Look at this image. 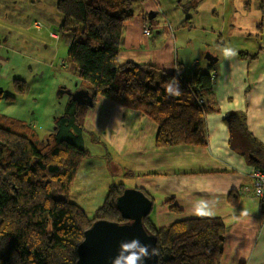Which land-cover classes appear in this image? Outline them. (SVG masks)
I'll return each mask as SVG.
<instances>
[{"label": "crops", "instance_id": "0c3cea01", "mask_svg": "<svg viewBox=\"0 0 264 264\" xmlns=\"http://www.w3.org/2000/svg\"><path fill=\"white\" fill-rule=\"evenodd\" d=\"M57 1L0 0V88L16 78L34 86L42 74L56 79L58 73L51 70H68L66 57H58L68 49L72 35L57 30L63 22ZM248 1L240 0L243 11L234 22L226 23L227 0H146L142 4L135 0L136 18L125 23L119 62L149 64L164 72L179 69V73L190 76L199 70L201 55L193 47L186 48L185 33L177 36L178 30L187 27L219 37L229 24L233 28L227 32L228 38L253 36L255 42L222 45L215 55L209 54L211 59L200 69L212 75L213 104L217 108L205 115L206 145L158 147V125L151 117L97 96L82 118L86 131L83 145L89 154L80 162L72 181L71 200L84 210L79 199L95 196L112 184L140 189L152 200L150 219L155 225L189 217H221L226 226L221 264H264V208L248 176L254 165L230 146V132L224 122L228 111L244 112L247 130L264 146V9L258 3L259 10L251 14ZM146 24L151 25L148 34L143 32ZM202 45L200 52L208 49L207 42ZM240 51L256 57L241 58ZM52 116L43 128L52 129ZM86 142L99 146L95 149L97 160L91 159L92 145ZM95 161L99 162L98 172L94 171L98 168ZM85 165L90 168L84 170V188L75 185L72 193L79 168ZM101 168L108 179L96 177ZM204 204L210 214H200Z\"/></svg>", "mask_w": 264, "mask_h": 264}, {"label": "trees", "instance_id": "16d2710c", "mask_svg": "<svg viewBox=\"0 0 264 264\" xmlns=\"http://www.w3.org/2000/svg\"><path fill=\"white\" fill-rule=\"evenodd\" d=\"M133 1H57L63 16L57 30L72 35L66 59L77 77L76 89H86L92 105L79 104L68 95L44 139L24 123L0 124V264H76L77 247L94 220L125 221L115 205L124 189L120 183L109 186L91 217L70 198L80 162L89 154L83 145L82 118L97 96L151 117L158 125V147L207 144L205 115L217 110L208 71L184 76L149 64L119 62ZM259 8L264 9V0H259ZM238 56L252 59L256 54L240 51ZM172 77L179 80L180 96L165 92ZM26 86L24 80L14 79L16 93ZM1 98L10 101L15 96L0 88ZM224 122L230 146L264 170V146L247 130L244 112L228 111ZM143 221L156 235L157 264H221L226 234L221 217H189L157 226L149 214Z\"/></svg>", "mask_w": 264, "mask_h": 264}, {"label": "rangeland", "instance_id": "374dc122", "mask_svg": "<svg viewBox=\"0 0 264 264\" xmlns=\"http://www.w3.org/2000/svg\"><path fill=\"white\" fill-rule=\"evenodd\" d=\"M249 9H253L251 14L257 13L255 9L259 3V0H249ZM141 3V2H139ZM142 4V3H141ZM219 4V3H218ZM135 0L133 1V11L135 9ZM248 9V10H249ZM243 11L242 4L240 0H227V8L225 12V22L235 21L238 19V13ZM250 14V13H249ZM249 14H247L249 16ZM134 16V17H133ZM132 17L133 19L136 18V14ZM240 20L242 19L239 18ZM233 27H230L228 24L225 27V33L219 37H213L211 34H205L203 31L197 30L195 28H185V30H178L177 36H180L181 33H185L186 36V43L187 49H191L192 47L194 50L196 49L197 52L200 53V61L197 68L203 69L205 64L207 63V55H215L218 48L222 45L229 46L234 45L241 42H246L248 44L254 43V37L251 36L249 39L239 35V40H236L235 37L233 39L228 38L227 32L231 30ZM219 40L221 43H218ZM202 42H207L208 49L205 51L200 52L203 48ZM205 47V45H204ZM182 52L180 53V55ZM187 55V54H186ZM67 57V48L62 52L59 53L58 59L60 57ZM57 72L58 76L56 79L52 75H48V73L42 74L40 73L37 77H39L35 81L34 86H30L29 81H25L27 85L25 89L21 93H16L14 87V81H12L8 86L5 88L1 87L4 90V94H11L14 95L15 98L11 101L6 100V98L0 99V113L5 116V118L0 119V124H11L10 121L16 123V127H19L20 123L26 124L29 131H33L39 139H43L44 136H47V133H50L53 129H45L43 128L49 119V116H54L58 114L61 110L63 111V107L67 102L68 95L72 94L76 90V82L77 77L73 72L70 71L68 68L67 71L63 72L61 70L54 71ZM62 72V73H61ZM11 76V75H9ZM14 77H10L12 79ZM60 83V84H59ZM62 84L65 85V88L62 87ZM57 86V87H56ZM8 88V89H6ZM49 112V114H48ZM8 121H7V120ZM53 119V116H52ZM53 125V124H52ZM18 129V128H17ZM89 146H91V153L94 155L91 159L97 160L96 157V150L99 146L90 144L86 142ZM93 164H98V168L94 171H99V162L95 161ZM86 168H90L88 165L81 166L79 168V172L75 178L74 185L72 187V193L74 192L75 185H78L81 189L84 188L83 185V175L85 173L84 170ZM100 172L99 176H96L100 179H108L109 177L105 173V169ZM95 174V173H93ZM107 190H103V192H97L95 196L87 197L79 199L80 204L83 206L84 210L87 212L88 216H93L94 209L99 206L106 196ZM85 196V195H84ZM71 198V197H70ZM73 201V200H72Z\"/></svg>", "mask_w": 264, "mask_h": 264}, {"label": "water", "instance_id": "95a60500", "mask_svg": "<svg viewBox=\"0 0 264 264\" xmlns=\"http://www.w3.org/2000/svg\"><path fill=\"white\" fill-rule=\"evenodd\" d=\"M207 59L211 56L207 55ZM71 98L79 104L92 105V97L84 88L76 89ZM115 205L125 221L94 220L77 247L76 264H109L119 243L133 238L156 249V235L148 231L143 221L151 212L152 200L140 189L124 188L116 197ZM144 264H157V254Z\"/></svg>", "mask_w": 264, "mask_h": 264}, {"label": "clouds", "instance_id": "9594fccd", "mask_svg": "<svg viewBox=\"0 0 264 264\" xmlns=\"http://www.w3.org/2000/svg\"><path fill=\"white\" fill-rule=\"evenodd\" d=\"M230 55L235 56V52L231 51ZM176 71L179 75V69ZM165 92L169 96H180L182 94L177 77H172L167 82ZM207 207V204H204L200 208V214H210V212L205 211ZM155 255L156 249L154 247L142 243L138 238H133L119 243L116 255L110 259L109 264H144L146 260H150Z\"/></svg>", "mask_w": 264, "mask_h": 264}, {"label": "built area", "instance_id": "2783aa9c", "mask_svg": "<svg viewBox=\"0 0 264 264\" xmlns=\"http://www.w3.org/2000/svg\"><path fill=\"white\" fill-rule=\"evenodd\" d=\"M150 28L151 25L149 24L144 25L143 32L145 34H148L150 32ZM248 176L251 179V187L253 193L256 197H258L262 201V205L264 208V170L254 166L248 173ZM263 216H264V211H263Z\"/></svg>", "mask_w": 264, "mask_h": 264}]
</instances>
